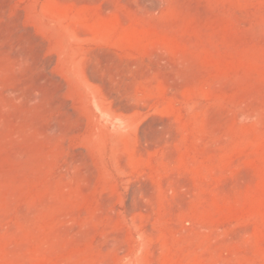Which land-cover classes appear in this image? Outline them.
Masks as SVG:
<instances>
[{
  "label": "rangeland",
  "instance_id": "374dc122",
  "mask_svg": "<svg viewBox=\"0 0 264 264\" xmlns=\"http://www.w3.org/2000/svg\"><path fill=\"white\" fill-rule=\"evenodd\" d=\"M0 264H264V0H0Z\"/></svg>",
  "mask_w": 264,
  "mask_h": 264
}]
</instances>
